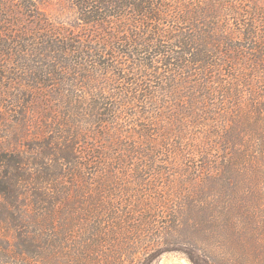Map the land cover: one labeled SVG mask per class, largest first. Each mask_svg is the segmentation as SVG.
I'll return each mask as SVG.
<instances>
[{"label":"trees","instance_id":"16d2710c","mask_svg":"<svg viewBox=\"0 0 264 264\" xmlns=\"http://www.w3.org/2000/svg\"><path fill=\"white\" fill-rule=\"evenodd\" d=\"M37 1L0 0V264H264V0Z\"/></svg>","mask_w":264,"mask_h":264},{"label":"rangeland","instance_id":"374dc122","mask_svg":"<svg viewBox=\"0 0 264 264\" xmlns=\"http://www.w3.org/2000/svg\"><path fill=\"white\" fill-rule=\"evenodd\" d=\"M38 9L57 27H62L74 34L83 32L85 25L80 20L77 9L72 0H38ZM5 143H0V150L11 146H18V135L25 133L16 123L7 124ZM14 132V133H13ZM152 264H192L187 256L180 252L166 253Z\"/></svg>","mask_w":264,"mask_h":264}]
</instances>
